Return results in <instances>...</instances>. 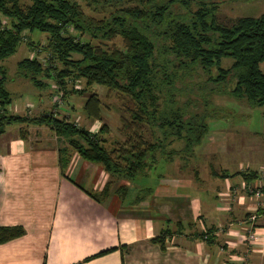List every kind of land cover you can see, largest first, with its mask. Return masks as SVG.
I'll list each match as a JSON object with an SVG mask.
<instances>
[{"label": "trees", "instance_id": "1", "mask_svg": "<svg viewBox=\"0 0 264 264\" xmlns=\"http://www.w3.org/2000/svg\"><path fill=\"white\" fill-rule=\"evenodd\" d=\"M101 3L110 12L107 17L96 19L86 15L76 0H0V19L8 20L6 24L0 21V61L16 53L24 42L25 32L47 36L44 46L33 40L27 42L37 49L36 56L17 63L18 77L37 88L53 81L52 93L60 99L77 93L67 86L83 79L88 87L97 85L115 91L123 102V111L128 116L121 118L125 140L107 149L101 138L106 131L104 124L97 134H91L53 113L35 117L11 114L8 77L0 67V136L9 125L34 124L45 125L57 137L65 138L67 145L59 148L62 168L69 162L70 150L82 160L100 165L109 176L110 181L100 192H85L98 203L108 197L113 185L143 178L157 163L155 153L165 152L173 141L183 142V149L165 152L168 155L163 160L188 158L204 139L210 112L192 114L194 102L190 98L182 107L176 102V97L186 90L193 94L184 82L197 71L206 77L200 86H213L210 93H227L251 107L264 106V15L240 17L226 25L217 17L218 3L214 0H102ZM116 38L121 39L122 47L105 45ZM41 54L46 55L42 60ZM224 59L232 61L227 68L222 66ZM101 107L99 97L92 93L82 111L87 119L99 121ZM148 128L154 138L152 142L143 136ZM157 132L160 135L155 137ZM223 175L227 174H215ZM241 176L249 178L246 174ZM116 191L124 196L127 187L120 185ZM149 194V189L137 191L131 204L141 202ZM211 231L202 234L204 241L213 238ZM23 234L21 226L0 227V244ZM170 236L171 231L166 229L149 242L164 250Z\"/></svg>", "mask_w": 264, "mask_h": 264}, {"label": "crops", "instance_id": "2", "mask_svg": "<svg viewBox=\"0 0 264 264\" xmlns=\"http://www.w3.org/2000/svg\"><path fill=\"white\" fill-rule=\"evenodd\" d=\"M50 93L28 104L34 110L27 115L55 114ZM28 105L10 112L24 116ZM60 138L34 124L9 125L0 136V227L24 230L0 244V264H264V142L239 136L229 148L224 126L208 128L198 152L160 159L157 178L148 170L141 182L121 181L98 203L85 192H100L109 176L70 150L62 168ZM144 188L150 194L131 204ZM253 215L255 241L247 245L242 237ZM166 229L171 236L161 250L149 241Z\"/></svg>", "mask_w": 264, "mask_h": 264}, {"label": "rangeland", "instance_id": "3", "mask_svg": "<svg viewBox=\"0 0 264 264\" xmlns=\"http://www.w3.org/2000/svg\"><path fill=\"white\" fill-rule=\"evenodd\" d=\"M84 13L88 16L94 17L96 19H100L102 17H107L110 9L105 7L103 8L102 0H76ZM98 1L99 3L97 4ZM218 3V13L217 17L219 21L223 24L229 25L234 20L240 17H258L260 15H264V0H214ZM133 4V3H132ZM0 21L4 24L8 21L5 18H1ZM33 40L35 43H38L40 46H44L47 43V36L44 34H39L37 32H33L28 35V32L24 33V42L18 47L16 53L9 58L0 61V67L6 70L7 74V84L6 87L11 93L12 102L8 106L9 111H12V107L15 105L17 108L25 105L35 104L38 105V99L42 96V99L46 101V95L51 92V99L55 96L52 93L51 85L54 84L53 81H48V85L43 88L35 87L28 80L22 79L17 76V63L20 62L24 58H34L36 56L37 49H34L27 45V42ZM106 46L115 45L117 47H122V41L120 38H116L111 42H105ZM45 54H41L39 59L42 60L45 58ZM230 59H224L222 61V66L227 68L231 65ZM206 77L196 72V74L185 80V84L188 88H191V92L193 94H188L187 92L177 96V106H184L183 104L190 98L194 102V108L190 111L192 114H203L210 113L208 126L209 128H214L217 125L224 126L226 129V133L228 136V147L234 148L238 145L239 136L242 141H246L249 143H262L264 142V106L262 107H251L245 101H238L230 97L227 93L218 94V93H210V89L213 88L212 85L207 84L206 88L203 85L205 83ZM21 82H24L23 84ZM202 87L204 90H199ZM67 88L69 90L77 91V93H69V96L66 98H62L60 100H56L57 104L54 105L55 115L58 113L59 118H67L70 122L76 124L78 127H82L87 129L91 134H97L99 132L100 127L104 124L106 126V131L101 134V138L105 140L104 146L107 149H111L114 144L122 143L125 140V136L122 133V123L121 118L128 119V116L123 111V102L117 95L115 91H110L106 88L92 85L86 86L85 81L83 79L77 80L74 83H69ZM96 94L100 102L102 104L101 107V119L98 120H89L85 116L82 111L83 104L86 98L90 94ZM210 93V95H209ZM84 100V101H83ZM28 105V109H25L26 115L33 111L32 106ZM71 106V108H70ZM70 108V110H69ZM74 109L75 118L73 116H68V114ZM11 114H14L11 112ZM22 114V113H20ZM33 114V113H32ZM79 115V116H78ZM78 116V117H76ZM95 125V127H94ZM248 133H258L259 137H252ZM160 134L155 133V137ZM144 138L148 142L154 141V138L150 136L149 128L144 131ZM204 139L201 144L195 147V151L206 145ZM54 142L53 140L48 139V142ZM58 147L62 148L67 145L65 138H60L58 140ZM55 143V142H54ZM57 146V143L55 144ZM183 149V142L173 141L171 146L166 148L165 152H169L171 150L181 151ZM156 152L154 156L155 162H159L160 159H163V156H167V153ZM196 154V153H195ZM176 158V157H173ZM150 163V160L148 161ZM202 164H200L201 169ZM150 168V175L152 178H157V175L160 173V169L158 165L153 168ZM141 182L142 178H138ZM257 217L256 215H253ZM249 221V219H248ZM251 232L254 233V226L249 223ZM248 226V227H249ZM249 235V232H245V236L242 237L244 239L245 244H253L255 241V237L252 240L253 242H249L246 238Z\"/></svg>", "mask_w": 264, "mask_h": 264}, {"label": "built area", "instance_id": "4", "mask_svg": "<svg viewBox=\"0 0 264 264\" xmlns=\"http://www.w3.org/2000/svg\"><path fill=\"white\" fill-rule=\"evenodd\" d=\"M56 100H60L59 96L53 98L54 104H57L55 102ZM255 220H256V217L255 216H251V217H249V221L248 222L252 224ZM250 227H252V226H249V227L245 228L246 232H249V235L246 238L248 239L249 242H253L252 240L254 239L255 235H254L253 232H251L252 230H248V229H250Z\"/></svg>", "mask_w": 264, "mask_h": 264}]
</instances>
